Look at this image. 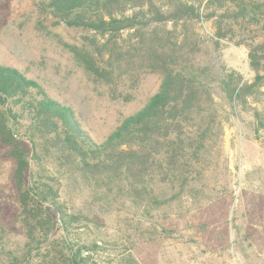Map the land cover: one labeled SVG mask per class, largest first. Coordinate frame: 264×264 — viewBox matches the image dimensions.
Wrapping results in <instances>:
<instances>
[{
	"label": "rangeland",
	"instance_id": "1",
	"mask_svg": "<svg viewBox=\"0 0 264 264\" xmlns=\"http://www.w3.org/2000/svg\"><path fill=\"white\" fill-rule=\"evenodd\" d=\"M41 1L0 0V65L41 82L101 142L158 92L162 74L135 66L116 72L111 80L95 77L73 48L94 53L96 63L108 68L109 48L129 50L137 40L134 31L109 40L93 31L52 26ZM206 1L201 4L204 15ZM216 19L203 16L186 25L155 23L148 28L184 37L187 27L189 39L198 43L193 61L210 67L214 76L210 112L215 132L204 155L187 167L190 181L185 187L157 184L150 200L92 190L52 171L67 211L83 217L67 232L57 228L52 253L68 252L69 245L83 247L86 264H264V86L239 100L227 99L222 78L235 70L252 83L254 72L246 44L218 40ZM239 28L232 26L234 40L242 38ZM245 33L250 44L264 40V27L248 24ZM15 165L0 142V235L8 249L19 253L27 239L19 219ZM37 252L33 260L38 264Z\"/></svg>",
	"mask_w": 264,
	"mask_h": 264
},
{
	"label": "trees",
	"instance_id": "2",
	"mask_svg": "<svg viewBox=\"0 0 264 264\" xmlns=\"http://www.w3.org/2000/svg\"><path fill=\"white\" fill-rule=\"evenodd\" d=\"M164 1V5L158 0L40 2L52 26L93 31L109 35V40L123 31H134L137 40L129 50L109 48L108 68L96 63L94 53L73 48L76 58L95 77L111 80L116 72L135 66L162 74L158 92L101 142L81 125L75 110L51 97L41 82L15 67L0 65V142L16 161L19 219L27 239L17 253L6 247L0 235V264H37L34 251L39 253L38 264L87 263L83 247L69 245L68 252L52 253L51 237L57 228L67 232L83 219L69 213L61 202L54 170L92 190L150 200L156 197L157 184L185 187L190 181L187 167L204 155L215 132L210 112L214 76L210 67L193 61L198 43L189 39L187 27L181 37V32L148 30L151 25H186L203 16L216 17L218 40L246 44L254 72L252 83L235 70L228 72L221 80L227 99L239 100L253 88L264 86V40L251 38L250 44L245 38L248 24L264 27V0H207L205 15L204 0L200 4ZM235 23L240 27L239 40L232 35ZM99 52L102 56V49Z\"/></svg>",
	"mask_w": 264,
	"mask_h": 264
}]
</instances>
